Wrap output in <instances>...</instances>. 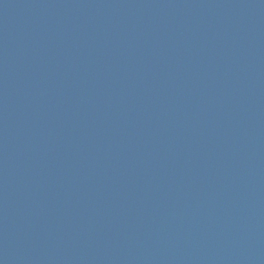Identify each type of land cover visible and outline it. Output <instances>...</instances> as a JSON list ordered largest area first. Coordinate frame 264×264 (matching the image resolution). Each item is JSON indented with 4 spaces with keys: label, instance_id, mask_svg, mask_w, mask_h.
Instances as JSON below:
<instances>
[{
    "label": "water",
    "instance_id": "1",
    "mask_svg": "<svg viewBox=\"0 0 264 264\" xmlns=\"http://www.w3.org/2000/svg\"><path fill=\"white\" fill-rule=\"evenodd\" d=\"M0 264H264V0H0Z\"/></svg>",
    "mask_w": 264,
    "mask_h": 264
}]
</instances>
